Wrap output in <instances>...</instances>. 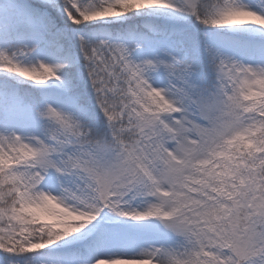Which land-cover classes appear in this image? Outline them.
<instances>
[{
    "label": "snow or ice",
    "instance_id": "snow-or-ice-1",
    "mask_svg": "<svg viewBox=\"0 0 264 264\" xmlns=\"http://www.w3.org/2000/svg\"><path fill=\"white\" fill-rule=\"evenodd\" d=\"M0 264H264V0H0Z\"/></svg>",
    "mask_w": 264,
    "mask_h": 264
}]
</instances>
